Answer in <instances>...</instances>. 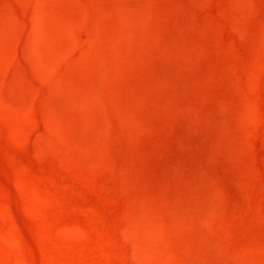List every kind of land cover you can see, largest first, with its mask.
Instances as JSON below:
<instances>
[{"label": "rangeland", "instance_id": "obj_1", "mask_svg": "<svg viewBox=\"0 0 264 264\" xmlns=\"http://www.w3.org/2000/svg\"><path fill=\"white\" fill-rule=\"evenodd\" d=\"M0 264H264V0H0Z\"/></svg>", "mask_w": 264, "mask_h": 264}]
</instances>
